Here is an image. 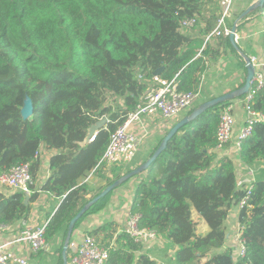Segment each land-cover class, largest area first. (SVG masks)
I'll return each instance as SVG.
<instances>
[{"label": "trees", "instance_id": "trees-1", "mask_svg": "<svg viewBox=\"0 0 264 264\" xmlns=\"http://www.w3.org/2000/svg\"><path fill=\"white\" fill-rule=\"evenodd\" d=\"M221 10L219 0H0V173L29 162L34 176L41 146L60 151L51 158V176L41 187L64 196L48 221V237L63 232L64 246L70 221L90 202L86 179L105 166L99 162L111 133L150 89L155 71L161 69L159 76L167 80L176 77L183 91L197 88L211 49L199 56L203 39L186 33L180 23L207 14L203 32L208 34ZM219 38L231 45L230 37ZM28 96L34 113L25 119L21 110ZM230 102L183 126L151 166L132 177L141 179L130 214H139L140 227L176 247L175 264H264L260 175L250 199L253 207L242 208L239 215L246 253L235 259V247H225L230 212L246 192L238 183L237 162L216 153L220 116ZM253 107L264 113V88ZM105 115L107 124L95 141L87 142L90 126ZM238 154L248 166L264 163V121L254 125ZM135 168H120L107 185ZM110 196L92 204L74 230L102 210ZM35 198L30 196V203ZM25 199V192L7 194L0 188V223L26 218L31 205ZM197 217L209 227L205 235L198 233ZM110 229L108 224L90 232L97 239L105 233L101 241L109 249L107 264H166L152 259L129 233L114 237Z\"/></svg>", "mask_w": 264, "mask_h": 264}, {"label": "crops", "instance_id": "crops-1", "mask_svg": "<svg viewBox=\"0 0 264 264\" xmlns=\"http://www.w3.org/2000/svg\"><path fill=\"white\" fill-rule=\"evenodd\" d=\"M256 1L257 0H236L232 5V17L227 20L228 25L233 27L237 18H239L241 14ZM206 15L207 14L202 17L200 16V18L198 17L199 23L196 27L185 30L186 33L192 35L193 37L200 36L203 39V51L209 47L211 49L210 55L205 53L206 56L204 57V52L202 54L204 57L205 70L199 75L200 81L197 88L200 87V83L202 84L203 82L200 97L191 106V108L182 112L174 120L165 121L159 115L154 116L153 119L148 117L144 118L147 129H149V134L141 144L136 158L129 164L104 166L97 172L91 173L86 179V183L89 188V193L87 194L88 199H93L94 196H96L95 194L100 193L104 186H109L107 185L108 180L112 179L114 173L119 172L120 168H124V166L129 165L131 168H135L144 161L148 160L150 157L149 155L154 150V147L160 138H162L176 122L188 114L193 107L241 87L245 82L248 71L244 55L249 56L250 58L253 56L257 57L259 64L255 68L257 70H261L264 74V11L258 8L239 20L236 34L238 40L236 41L238 44L237 46H235L231 40V45H226V42L219 37H212L210 41L205 42V36L207 33L204 34L203 31L207 22L203 19ZM230 101V105L233 107V113L236 119L234 130L236 134L242 129L247 118L245 97L244 95L241 97H235ZM132 128L134 129V127ZM86 141L89 142L88 139ZM41 147V155L37 158L40 160V165L36 170L34 175L35 177L33 176L35 183L33 186L34 191L30 194V196L36 194V198L31 203L29 201L31 205L30 213L26 217L31 222L39 225H43L50 219V216L54 214L64 198V196L57 197L41 189L42 185L51 176V158L60 152L58 149L47 148L46 146ZM237 150L238 149L234 147V143L232 142L224 148H217L216 153H218L219 158L224 156L232 157ZM239 151L240 150H238L237 155L235 156L239 185H241L243 181H246L247 183L248 180H250L251 177L248 174L249 168L256 171V178L259 175L264 178V163L260 161L255 163L253 166H248L241 161L238 154ZM140 179L141 177H134L123 184L118 185L111 192V196L106 206L98 212L89 214L78 225L73 232L70 242L71 252L69 253V262L71 256L82 242L85 234H90V232L105 227L108 224H111V235L114 237L125 229L128 216L130 215L136 186L138 185ZM82 182H84V180ZM0 188L7 194L15 191L12 189H5L2 186H0ZM240 212L241 208L239 206L233 208L230 212L228 220L229 235L228 241L225 244V247H235V258L239 255L238 245L235 241L240 225ZM197 218L200 220L199 227H202L201 234L205 235L209 231V227L206 225L204 220L199 217ZM23 221L24 219L15 222L10 225V228L0 234L1 241L6 245L5 248L16 255L26 257L29 264H63L64 260L62 253L64 248V233L62 232L54 235L53 237H49L51 244V250L49 252H35L28 244L15 242L19 230L24 225ZM198 233L200 234L199 231ZM104 234L105 233L101 231L98 235V240L101 243V240L105 236ZM106 234L110 233L106 232ZM112 244L113 243H111L110 246ZM175 248L176 247L173 246V244L161 236L157 240L144 243V251H146L152 259L159 263L164 262L166 264H175Z\"/></svg>", "mask_w": 264, "mask_h": 264}, {"label": "built area", "instance_id": "built-area-1", "mask_svg": "<svg viewBox=\"0 0 264 264\" xmlns=\"http://www.w3.org/2000/svg\"><path fill=\"white\" fill-rule=\"evenodd\" d=\"M236 0H220L221 15L214 30L205 36V42L212 37H228L232 33V27L228 25L227 20L232 17V5ZM199 23L198 16L186 17L181 20L180 26L184 31L196 27ZM237 34V33H236ZM236 41L237 35H236ZM204 46L199 50V56L203 53ZM255 67L259 64L257 57L250 58ZM264 88V74L261 70L255 68L250 89L245 97V109L247 118L242 129L235 134V116L233 107L229 104L223 108L218 129H217V148L221 149L230 143L240 150L243 141L248 138L254 129V125L264 121V113L257 111L253 105L255 96L259 90ZM202 84L200 87L183 91L179 88L178 79L167 80L159 75H154L151 88L141 98L135 108L128 113L125 120L111 133L110 141L100 159L99 165L111 166L117 164H129L132 162L139 151L141 144L149 134L145 119H153L154 116H161L165 121L176 119L182 112L191 108V106L200 97ZM134 127V129L132 128ZM97 132L89 137L88 141L93 142L96 139ZM40 147L35 157L41 155ZM250 180L246 183L243 181L242 188H246L244 196L239 202V207L251 209L253 206L250 202L256 181V171L248 169ZM34 177L31 172L30 163H22L11 167L0 173V186L12 190H20L26 194L33 193ZM23 227L19 230L15 242L26 243L35 251L49 252L51 244L47 236L48 221L43 225L35 224L27 218H23ZM139 214H130L128 216L125 232L129 233L135 241L147 243L148 241L157 240L160 236L151 229L139 226ZM10 228L6 223H0V234ZM243 226L240 224L237 234L236 243L239 249V256L246 253L245 239L242 237ZM5 244L0 239V264H29L28 259L24 256L16 255L5 248ZM109 249L93 235L85 234L82 242L71 256L69 264H107ZM235 257V256H234ZM237 257V258H238ZM236 259V258H235Z\"/></svg>", "mask_w": 264, "mask_h": 264}, {"label": "water", "instance_id": "water-1", "mask_svg": "<svg viewBox=\"0 0 264 264\" xmlns=\"http://www.w3.org/2000/svg\"><path fill=\"white\" fill-rule=\"evenodd\" d=\"M261 8H264V0H257L254 4H252L251 6H249L242 14L239 18H237V20L235 21V24L232 27V33L230 34V40L231 42L237 46V42H236V33H237V29H238V22L240 19H242L243 17L247 16L249 13H251L252 11ZM245 60L247 62V75H246V79L244 84L229 92L226 94H223L221 96H218L216 98L210 99L202 104H200L191 114L181 118L178 122H176L168 131V133L165 135V137L163 138L161 144L159 145V147L156 149V151L153 153V155L146 160L143 164H141L140 166H138L137 168H135L134 170H132L131 172L125 174L124 176H122L120 178V180L110 184L109 186H107L101 193H99L97 196H95L93 199L90 200V202L70 221L69 224V231H68V236L67 239L64 243V248H63V264H68L69 262V258H68V248L71 242V238L74 232V227L76 222L83 216V214L89 209V207L96 203L97 201H99L100 199H102L103 197H105L107 194L111 193L119 184L124 183L128 180H130L133 176L147 170L151 164L158 158V156L162 153V151L166 148L167 144L169 143L170 139L186 124H188L190 121L194 120L196 117H198L200 114H202L203 112H205L206 110H208L209 108L224 103L226 101L232 100L235 97H241L243 95H245L246 93H248L253 77L255 75V66L254 64L251 62V59L249 56L244 55ZM161 69H158L155 71V75H159ZM21 113L23 115V117L25 119L30 118L33 113H34V104H33V100L28 96L26 97L25 101H24V105L22 107ZM108 122V117L105 115L103 116L99 121H97L96 123L92 124L88 130V138L91 137L94 133L98 132L100 129H102ZM30 201V195L27 194L26 195V199H25V203L28 204Z\"/></svg>", "mask_w": 264, "mask_h": 264}, {"label": "rangeland", "instance_id": "rangeland-1", "mask_svg": "<svg viewBox=\"0 0 264 264\" xmlns=\"http://www.w3.org/2000/svg\"><path fill=\"white\" fill-rule=\"evenodd\" d=\"M149 83H150V86H149V88H151V86H152V81H148ZM202 84H203V82H202ZM185 116H187V114L185 115ZM184 116V117H185ZM179 132V131H178ZM177 132V133H178ZM237 152H238V150L236 151V153H234L233 155H232V158L235 160V156L237 155ZM258 168V167H257ZM3 188H5V189H8L7 187H3ZM207 225V224H206ZM198 231L200 232V234L202 233V227L200 226L199 228H198Z\"/></svg>", "mask_w": 264, "mask_h": 264}]
</instances>
